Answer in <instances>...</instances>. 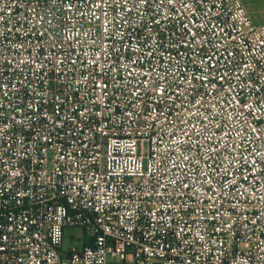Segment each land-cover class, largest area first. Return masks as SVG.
Here are the masks:
<instances>
[{"label":"built area","instance_id":"1","mask_svg":"<svg viewBox=\"0 0 264 264\" xmlns=\"http://www.w3.org/2000/svg\"><path fill=\"white\" fill-rule=\"evenodd\" d=\"M0 264H264L242 0H0Z\"/></svg>","mask_w":264,"mask_h":264},{"label":"rangeland","instance_id":"2","mask_svg":"<svg viewBox=\"0 0 264 264\" xmlns=\"http://www.w3.org/2000/svg\"><path fill=\"white\" fill-rule=\"evenodd\" d=\"M250 17L256 25H264V0H242ZM82 234L81 230H76Z\"/></svg>","mask_w":264,"mask_h":264}]
</instances>
